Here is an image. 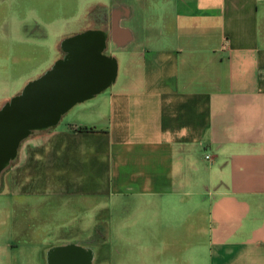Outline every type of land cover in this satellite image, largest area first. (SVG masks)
<instances>
[{
    "label": "crops",
    "instance_id": "obj_1",
    "mask_svg": "<svg viewBox=\"0 0 264 264\" xmlns=\"http://www.w3.org/2000/svg\"><path fill=\"white\" fill-rule=\"evenodd\" d=\"M84 38L110 76L1 170L0 264H94L95 210L102 264H264V0H0V109Z\"/></svg>",
    "mask_w": 264,
    "mask_h": 264
},
{
    "label": "water",
    "instance_id": "obj_2",
    "mask_svg": "<svg viewBox=\"0 0 264 264\" xmlns=\"http://www.w3.org/2000/svg\"><path fill=\"white\" fill-rule=\"evenodd\" d=\"M95 38L75 40L69 59L56 64L0 109V172L14 156L22 137L53 125L73 101L100 88L109 78V61L99 54ZM89 255L75 245L54 248L49 264H89Z\"/></svg>",
    "mask_w": 264,
    "mask_h": 264
},
{
    "label": "rangeland",
    "instance_id": "obj_3",
    "mask_svg": "<svg viewBox=\"0 0 264 264\" xmlns=\"http://www.w3.org/2000/svg\"><path fill=\"white\" fill-rule=\"evenodd\" d=\"M82 213V212H81ZM83 214L87 215V218L89 219V223L86 225H76L75 228H70L71 230L66 229L65 232L62 230L61 234L64 236H71L72 238L77 237H86V235H90V240H92L93 247L96 250V256H95V261L94 264H102L103 259L109 257V253L104 252V250L101 249V233L104 231V226L101 224V222H97V220L101 219L102 216V211L101 210H95L94 213L91 216V212L85 211ZM91 219V220H90ZM64 238V237H63ZM99 240V244H96L95 242ZM116 247V246H115ZM111 255V263L112 264H118L121 260V258L118 257L117 253L114 250H111L110 252ZM32 256H24L21 255L19 259H31ZM34 259L37 261H41L42 256H41V251L39 250L38 253L33 256ZM130 261H132V258H130Z\"/></svg>",
    "mask_w": 264,
    "mask_h": 264
},
{
    "label": "built area",
    "instance_id": "obj_4",
    "mask_svg": "<svg viewBox=\"0 0 264 264\" xmlns=\"http://www.w3.org/2000/svg\"><path fill=\"white\" fill-rule=\"evenodd\" d=\"M210 157H211V156H210L209 154H206V155H205V158H206L207 160H209Z\"/></svg>",
    "mask_w": 264,
    "mask_h": 264
}]
</instances>
